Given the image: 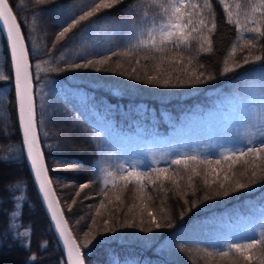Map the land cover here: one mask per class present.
<instances>
[{"label": "trees", "instance_id": "trees-1", "mask_svg": "<svg viewBox=\"0 0 264 264\" xmlns=\"http://www.w3.org/2000/svg\"><path fill=\"white\" fill-rule=\"evenodd\" d=\"M140 2L123 0L89 21L81 22L64 39L57 41V34L71 22L69 15L78 17L82 14L81 9L88 0H45L44 3L9 0L30 54L38 129L52 183L81 245L86 264H233L228 258L209 259L204 250L215 252L228 243L259 238L264 230V216L253 218L255 229L260 228L253 237L233 232L214 223L216 220L212 223L210 220L215 217L223 220L238 212L264 213V179H260L264 173L257 170V178L252 183H249L252 169H248L249 176H240L245 169V160L254 161L259 169H264V152L259 158L252 154L242 157L239 164L231 168L232 161L221 159V153L228 148L246 151L248 147H259L264 136L242 146H237L239 144L231 139L225 141L230 136L227 134L202 139L188 136L184 139L185 147H168L158 153L161 155L159 160L135 162L123 153L124 145L114 133L116 129L112 123L117 121L119 126L122 119L127 118L125 121L136 124L145 121L154 131L157 128L172 132L173 129L162 121L164 114L177 119L202 113L206 108L214 107L217 100L239 92L244 85L261 84L264 60L243 63L249 49L242 45L253 34L245 32L241 38L236 26L227 22L218 0H211L217 25L211 34V52L198 51L195 41L190 48L165 54L142 47L132 48L144 11L150 16L158 11L152 7L138 10L134 5ZM197 2L202 4L203 0ZM226 2L235 12V4L244 5L246 0ZM240 11L239 19L243 21L244 8ZM236 18L234 15L233 19ZM256 19H260V13L256 14ZM89 24L91 27L85 28ZM260 26L264 29V23ZM253 42L257 47L251 49L252 55H264L261 49L264 39ZM2 43L0 73L6 79H0V157L10 159L0 160V264H65L66 256L27 161L17 113L12 62L4 35ZM234 43L237 45L234 61L241 67L224 73L223 62ZM61 54L63 60L59 59ZM106 57L109 58L107 63H95ZM161 57L163 64H160ZM173 57L181 62L177 63ZM88 60L94 62L88 68H69L71 64ZM44 61L49 63L44 64ZM38 62L44 69L57 70L41 71L37 75ZM201 72L204 73L202 82L187 83L193 73ZM153 75L158 77L157 82H149L148 77ZM209 75L212 78L206 79ZM164 79H170V83L165 85ZM181 80L185 82L180 83ZM72 90L82 94L83 104L72 96L64 98L63 92L72 94ZM258 115L260 127H264V87L260 89V109L255 116ZM136 118L141 119L140 122H136ZM181 155H197L211 163L190 162L200 173L193 175L183 165L170 164ZM133 165L153 179L152 169L167 168V174L175 177L179 186L163 178V187L161 181L155 185L145 181L142 191L135 182L125 186L118 176ZM109 171L117 177L115 185L104 183ZM190 175L193 177L191 182L188 180ZM205 179L208 184L204 183ZM237 180L248 187L233 191ZM220 184H224V189L219 187ZM81 185L87 187L81 188ZM224 190L228 195L222 194ZM101 203L103 208H100ZM97 208H100L99 213ZM149 211L162 225L160 228L151 223ZM14 212L19 215L13 220ZM105 219L109 221L106 226L103 224ZM105 227L114 231H104ZM26 230V236L19 235ZM85 233L92 241L87 247H84ZM252 254L262 256L264 248L257 246ZM231 255L234 258L236 254ZM238 264L249 262L241 259ZM251 264H259V259H254Z\"/></svg>", "mask_w": 264, "mask_h": 264}, {"label": "snow or ice", "instance_id": "snow-or-ice-1", "mask_svg": "<svg viewBox=\"0 0 264 264\" xmlns=\"http://www.w3.org/2000/svg\"><path fill=\"white\" fill-rule=\"evenodd\" d=\"M39 3H44L45 0H38ZM123 0H88V3L83 9H81L82 14L77 16L69 15L68 19L71 20L67 23L66 27H63L62 31L57 34V41L65 38L66 34L72 32L74 28H77L81 22L89 21L90 18L97 16L102 10L111 9L115 5L122 3ZM219 4L222 5L223 10L226 13L227 22L234 24L238 31L241 32V38H243V33L253 34L252 38L247 39L246 43L242 47L249 49V55L244 57L243 63L249 64L256 61L264 60V55H252L251 49L257 47V43L253 40L259 41L264 39V29L261 28V24L264 23V0H246V3L242 5L237 2L235 4V12L232 10L230 5L226 0H218ZM138 10L144 8H155L158 11L149 15L147 11H144L141 18V24L136 35V43L131 45L132 48H145L156 53L165 54L169 51H179L181 48H190L192 43L195 41L198 45V51L211 52L212 49V36L211 34L216 31V21L215 13L213 10V5L211 0H203V3L197 2V0H141L137 5H134ZM244 8L243 21L239 19L241 15V9ZM207 12V15H205ZM260 13V19H256V14ZM236 19H233V16ZM252 26L249 27L248 25ZM91 27V25H86L85 28ZM0 29L5 31L9 45L11 59L15 69V83L17 89V96L19 102V117L23 128V145L26 146L27 155L30 159L31 166L34 169L35 179L39 183V188L43 193V198L47 202V208L50 210L51 220L54 222V228L58 231L59 237L62 239V244L66 249L67 260L65 264H85L84 258L81 252V245L77 243L76 238L72 235L71 230L68 228L67 221L63 217V212L59 207V201L55 197V193L51 188V181L48 179L47 170L43 161V154L39 149V143L36 136V125H35V110L33 104V91H32V74L30 72L29 63V52L25 46V40L21 33L20 25L17 22V17L13 14V9L10 7L9 0H0ZM206 30V31H205ZM55 47V43L53 44ZM262 51H264V46H261ZM237 51V45L234 43L232 45L230 54L225 58L223 64V72L228 73L234 71L236 68L241 67L239 62L234 61V56ZM125 54H128L127 52ZM60 60H63V54H61ZM109 58H103L101 60L95 61L96 64L107 63ZM147 59V57H145ZM177 63L181 60H177L173 57ZM44 64H48L49 61H44ZM92 60H88L86 63H74L69 65V68L80 69L88 68L93 65ZM164 63V58H160V64ZM191 63V59H189ZM159 67V65H157ZM55 68L44 69L41 63L36 64L37 75L41 71H56ZM135 71V69H134ZM204 73L195 74L193 73L187 83H199L201 77ZM212 76L209 75L206 79H211ZM0 79H6L2 73H0ZM149 82H157L158 77L153 75L148 77ZM185 81L181 80L180 83ZM165 85L170 83V79H164L162 81ZM262 124H264V119H262ZM259 135L264 136V127L257 129ZM251 143V141H249ZM264 152V141H261L259 147H248L245 150H225L221 153V159L230 160L232 163L229 168L236 164H239L242 157H246L252 154L256 158L260 157V154ZM10 157H0V160L7 161ZM190 162L195 163H211V161L203 160L197 155H181L176 159L170 161V164L183 165L186 171H191L193 175H200L196 171L195 167L191 166ZM219 160L216 161L219 164ZM245 169L240 172V176H249L248 169H252L251 175L249 177V183L255 181L259 170L264 173V169H259V166L248 160L244 161ZM155 174V179L151 175L145 172L139 171L134 165L122 170L121 174L118 176V180L124 182L127 186L130 183L135 182L139 186V190L142 191L145 187V181L149 184L155 185L157 181H161V187H163L162 180H170L173 184L178 187V182L175 177H170L167 173L169 169L167 168H154L151 170ZM236 173H233L235 175ZM192 175L188 176V180L192 181ZM229 177L225 175V180ZM260 179H264V175L260 176ZM117 182V177L112 172H106L104 183H112L115 185ZM205 184L208 181L205 179ZM87 187V185H81V188ZM221 189H224V184H220ZM248 184L241 183L240 180L235 182V188L232 190L247 188ZM223 195H228V191L224 190ZM207 198V197H206ZM16 199H21L16 197ZM120 197L117 196V200ZM104 204L101 203L100 208H103ZM100 208H97L99 213ZM19 213L14 212L12 214L13 220ZM147 215L151 218V223L155 225L156 228H160L162 225L157 222L156 216L149 211ZM95 223V221H93ZM103 224L106 226L109 221L105 219ZM131 226V225H128ZM171 226V225H167ZM150 230V229H145ZM104 231H114L112 228L105 227ZM28 230L23 233H19L21 236H26ZM88 233H85L84 247H87L92 241L87 239ZM46 247L45 245H42ZM257 246L264 248V230L261 231L259 238H252L248 241L228 243L221 250H216L215 252L205 251V255L209 259L214 258H228L233 260V264H238L242 259L243 261L249 262L254 259H259V264H264V255L255 256L252 254V250L256 249ZM235 253V257L231 255ZM35 260V256L32 257Z\"/></svg>", "mask_w": 264, "mask_h": 264}, {"label": "rangeland", "instance_id": "rangeland-1", "mask_svg": "<svg viewBox=\"0 0 264 264\" xmlns=\"http://www.w3.org/2000/svg\"><path fill=\"white\" fill-rule=\"evenodd\" d=\"M2 37L0 29V51L3 47ZM261 82L257 86L251 84L242 86L239 92L230 93L228 97L217 100L214 107L206 108L203 113L184 115L177 119H171L164 114L162 121L173 129L172 132L157 128L154 131L149 123H144L145 121H142L143 124H136L132 121H125L127 118H124L119 126H117V121L112 123L116 129L114 133L118 135L124 145L125 156L135 162L159 160L161 155L158 153L168 147L173 149L185 147L186 143L183 139L187 136L202 139L208 136L217 138L227 134L230 136L225 141L229 139L231 142L236 141V144H239L237 146H242L249 141L254 142L260 139L257 132L261 124L260 115L257 117L255 115L260 109V89L264 87V79ZM63 96L64 98L72 96L76 102L83 104L82 94L75 90H72V94L64 93ZM141 117L143 118V116ZM135 120L140 122L141 119L136 118ZM151 123L153 124L154 121ZM254 212H238L223 218L233 219L232 221H224L220 218L216 220L217 222H213L233 232L253 237L260 229H255L257 226H255L253 218L264 216V213L260 215V212ZM257 214L259 215L257 216Z\"/></svg>", "mask_w": 264, "mask_h": 264}, {"label": "water", "instance_id": "water-1", "mask_svg": "<svg viewBox=\"0 0 264 264\" xmlns=\"http://www.w3.org/2000/svg\"><path fill=\"white\" fill-rule=\"evenodd\" d=\"M13 14H14V13H13ZM17 22H18V21H17ZM20 29H21V28H20ZM3 33H4V35H5V38H6V41H7L8 47H9V52H10V45H9V42H8V39H7V36H6L5 31H3ZM21 33H22V30H21ZM22 35H23V33H22ZM23 37H24V35H23ZM24 40H25V38H24ZM25 46H26V48L28 49L27 44H26V40H25ZM10 56H11V54H10ZM11 60H12V59H11ZM29 63H30V72H31V74H32V64H31V61H30V56H29ZM12 64H13V62H12ZM13 71H14V77H15V69H14V65H13ZM15 89H16V83H15ZM32 91H33V104H34V110H35L36 136H37L38 143H39V149H40L41 153L43 154V161H44L45 168H46V170H47V176H48V179L51 181V178H50V176H49V172H48V168H47V164H46V160H45V156H44V153H43V150H42V146H41V142H40V137H39L38 127H37V107H36L35 85H34L33 77H32ZM16 96H17V89H16ZM17 105H18V116H19V102H18V96H17ZM19 122H20V117H19ZM20 128H21V132H22V136H23V128H22L21 122H20ZM25 151H26V155H27V149H26V146H25ZM27 158H28V155H27ZM28 163H29V166H30V169H31V173H32V175H33V178H34V180H35L36 186H37V188H38V190H39L40 196H41V198H42V200H43V203H44V205H45V207H46V209H47L48 215H49L50 220H51L50 210L47 208V202H46V201L44 200V198H43V193H42V191H41L40 188H39V183H38V181L35 179L34 169H33L32 166H31V162H30V159H29V158H28ZM51 188H52L53 192L55 193V197H56V199L59 201L58 196H57V194H56V191H55V189H54V186H53V184H52V181H51ZM59 207H60L61 211L63 212V209H62V207H61V205H60V202H59ZM63 217H64V219L67 221L64 212H63ZM51 222H52V225H53V228H54V222H53L52 220H51ZM67 224H68V221H67ZM68 228L71 230L69 224H68ZM54 231H55V233H56V235H57V237H58V239H59V242H60V244H61V246H62V248H63V250H64V253H65V255H66V249L64 248V246H63V244H62V239L59 237L58 231H57L55 228H54ZM71 232H72V230H71ZM72 235L74 236L73 232H72ZM74 237H75V236H74ZM77 243H78V242H77ZM81 252H82V250H81ZM82 255H83V252H82ZM66 258H67V256H66ZM83 258H84V256H83ZM84 262H85V260H84Z\"/></svg>", "mask_w": 264, "mask_h": 264}, {"label": "bare ground", "instance_id": "bare-ground-1", "mask_svg": "<svg viewBox=\"0 0 264 264\" xmlns=\"http://www.w3.org/2000/svg\"><path fill=\"white\" fill-rule=\"evenodd\" d=\"M257 215H258V214H257ZM218 218H219V217H215V218H213V219L210 220V221L212 222V221L218 220ZM223 220H224V221H230L231 219H223ZM231 221H232V220H231ZM225 223H226V222H225Z\"/></svg>", "mask_w": 264, "mask_h": 264}]
</instances>
